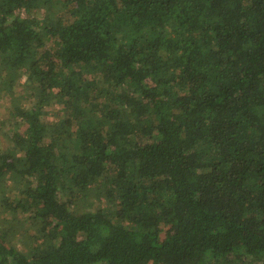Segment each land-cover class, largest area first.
<instances>
[{
    "label": "trees",
    "instance_id": "trees-1",
    "mask_svg": "<svg viewBox=\"0 0 264 264\" xmlns=\"http://www.w3.org/2000/svg\"><path fill=\"white\" fill-rule=\"evenodd\" d=\"M18 82L0 264H264V0H0Z\"/></svg>",
    "mask_w": 264,
    "mask_h": 264
},
{
    "label": "rangeland",
    "instance_id": "rangeland-1",
    "mask_svg": "<svg viewBox=\"0 0 264 264\" xmlns=\"http://www.w3.org/2000/svg\"><path fill=\"white\" fill-rule=\"evenodd\" d=\"M26 88L27 83L21 84L20 82H18L17 84H15V86H13L12 92L7 91L4 87L0 89V148L4 147L7 143L10 144L8 136L12 131L24 132L26 129V126L22 122H20L18 118H16L15 116H10V114H8V110L13 107L16 102H22L23 105H26L27 107L31 105L39 106L38 100L35 102H31L29 100L28 95L26 94ZM52 106L53 105H51L50 101H48L47 103V100H44V107H42V110L44 111V114L46 115L48 121H52L53 119L57 120L56 113L53 111ZM4 183L5 184H2L3 186L0 185V195H2L3 193H10L11 191V187L6 186L9 185L8 182ZM90 202H92L94 206H102V204H100V199H95L94 195L91 196ZM15 241L16 240L12 241L14 245H16Z\"/></svg>",
    "mask_w": 264,
    "mask_h": 264
}]
</instances>
